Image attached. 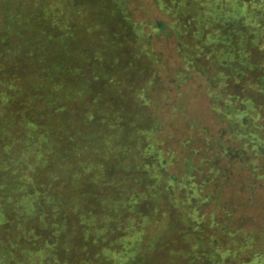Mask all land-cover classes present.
<instances>
[{"label":"trees","instance_id":"obj_1","mask_svg":"<svg viewBox=\"0 0 264 264\" xmlns=\"http://www.w3.org/2000/svg\"><path fill=\"white\" fill-rule=\"evenodd\" d=\"M59 1L33 3V13L6 14L1 21L37 19L40 30L46 4L53 8L46 19L56 28L71 17L57 19L55 12L70 16L84 10V4ZM155 2L169 16V22L156 27L177 38L185 64L179 78L181 82L193 75L203 78L211 106L223 122L219 132L208 136L203 148L194 145L192 136L167 133L163 112L169 89L162 84L160 58L145 22L132 18L128 0H111L106 10L109 22L113 18L118 26L122 22L127 40L121 47L133 56L116 58L120 33L110 23L114 32L110 44L94 38L100 35L98 30L76 39L57 35L66 51L81 45L82 53L108 56L87 61L81 74L71 75L63 65L53 68L54 62L63 60L58 56L41 60L47 50L46 29L30 26L32 38L41 40L24 41L21 31L13 41L18 53L34 52L29 60L19 59L17 72L0 50V243L25 242L28 236L31 244L52 247L59 264H155L163 234L159 230L174 213L173 219L190 236H198L191 241V252L159 251L156 259L168 258L164 264H180L182 253L183 261L193 264L201 258L199 252L210 264H233L239 250L252 247L255 232L241 240L238 230H227L226 223L206 215L203 205L219 201L221 187L231 178L230 167H238L239 177L247 173L241 178L244 183L247 177L263 184L264 0ZM68 28L63 27V33ZM66 61L78 64L74 58ZM96 67L114 75L112 81L118 85L128 81V87H114L106 96L96 85L101 82ZM32 77L43 81L42 87L29 88ZM232 80L235 85L248 84L254 92H235L229 85ZM69 94L83 103L76 110L61 100ZM98 94L101 99L87 118ZM133 94L136 104L130 102ZM202 150L210 158H199ZM210 229L213 234L203 238ZM260 251H247L254 264H264V248Z\"/></svg>","mask_w":264,"mask_h":264},{"label":"rangeland","instance_id":"obj_2","mask_svg":"<svg viewBox=\"0 0 264 264\" xmlns=\"http://www.w3.org/2000/svg\"><path fill=\"white\" fill-rule=\"evenodd\" d=\"M43 1L45 2V0H0V50L3 51L5 59H7L9 64L13 66L14 72H17L20 69L18 64L19 59L29 60L34 53L32 49H29L27 52L20 54L15 49L16 47L13 41L18 38V35L21 34L20 32L23 31V33H25L24 41L29 40L31 43L35 40H37V42L41 40L36 39L35 37L32 38L33 34L30 26L38 31L42 30L41 28L43 26L44 29H46L47 35L44 37V41L47 43V50L42 52L41 55L39 52L40 59L46 60L52 58V56L60 57L63 60L50 64L53 65V68L56 67V69L61 68L63 65L64 69L68 70L64 71L69 72L71 75L83 73V71L86 70L85 63L87 61L94 58L108 59V56H101L96 53V51H86L85 53H82L81 50L83 46L81 45L76 47V50L67 49L66 51L65 45L60 43L57 39V35L59 34L62 38L73 36L74 39H76L82 37V35H91V32L98 30L100 35L98 33L99 36L95 35L94 38L99 39L100 37L101 42L105 45L112 43V36L114 35V32L112 34L110 26H113L114 30L118 29L117 32L120 33V35H117L119 38L116 37L117 40L115 39L116 48L121 49L120 51L116 50L114 55L117 56V59H124L126 56L129 57L130 52L128 50H122V45L126 43L127 40L123 35L124 30L121 26L122 22L118 26L117 19L115 20L113 18L110 22L107 19V14L110 12L106 9H110V6H107L106 4L110 3L111 0H68L70 2H74L75 5L84 4V10L83 12H75V15L72 14L70 16L67 12H55L57 19L71 17V19H65L66 21L63 19L64 23L61 22L59 25H56V28L52 24L50 25L49 19L48 21L46 19V15L50 16L53 9L50 6L46 8V4L44 5L45 20L41 18L40 30L39 21H37V19L34 21L36 25L32 21L28 20L18 21L14 19V21H10L9 24L1 21V16L5 17L6 14L24 12V16L29 15L30 13H33L31 10L33 3L38 4ZM60 1L63 2V0ZM128 3V9H130L132 18L135 21L145 22V30L151 34L150 42L153 43L154 50L160 58V66L164 73V81L162 84H165L169 89L167 96V109L163 112L166 123H168L167 133L175 135L179 138H191L192 136L195 139L194 145L203 148L207 142V137L212 133H218L222 126L221 124L223 123L219 120L216 111L211 106V100L206 83L202 77L197 75H193L181 82L179 78V68L184 67L185 64L178 50L177 38L175 33L168 36L164 30L156 27V25L161 22H169V16H167V14L160 9L155 0H128ZM18 6L19 8L17 9ZM119 13L123 18V12L120 11ZM70 24L72 27L68 28L67 25ZM63 27L68 28L69 32L63 33ZM26 28H29L30 30H24ZM49 28L52 30L51 34L49 33ZM5 40H9L7 47L5 45ZM18 45L20 46V44ZM53 47L56 48L54 49ZM32 48L35 49L34 47ZM132 54L133 53H131L130 56H133ZM72 58L78 62L76 66L64 64V62L70 64L69 61L66 60H71ZM94 70L96 71L97 76L101 78V82H97L96 85H98L97 87H102L104 91L103 94H106V96L113 90L114 87L121 90L124 87H128L126 85L128 81L125 80H120L119 85L118 81L117 83H114L112 81L114 75L106 72V70L102 67H96ZM126 71L127 70L124 72ZM183 72H187V70L184 69ZM116 73L121 74V72ZM93 74L95 75V73ZM235 82V80H232L229 84L234 88L235 92L242 93L241 90H246V94H252L254 92L253 89L249 88L250 86L248 84L243 83L235 85ZM43 84V81H40L35 77H32L30 82L27 83L29 88L35 89L42 87ZM137 84L138 83H134V85ZM232 87H230V90L233 92ZM114 93L117 95L118 91H114ZM101 95L102 94H98L94 96L98 99L95 98V101L93 100V104L89 105V109L87 113H85L86 116L89 115L87 118L93 114L98 100L101 99ZM133 95L135 98L132 97L130 102L132 104H136L138 99L135 94ZM73 96L74 94H69L61 99L64 104H67L68 107L72 109V111L76 110L78 106L83 104L81 103L79 97ZM121 104L122 103H119V106H121ZM176 105H180L178 110L174 108ZM121 107H123V105ZM160 112H162V109H160ZM262 115L264 118V111H262ZM209 154L202 150L199 158L204 155H208V158H210L211 155ZM238 173V167H230L231 178L228 183H225L221 187L219 201L205 203L203 205V211L206 212V215L208 216L213 214L217 221L226 223L227 230H238V236L241 240H244L245 237L248 238V236L251 235V232H255V239L253 238L252 240L253 245L250 243L252 247L250 249H246L245 251L242 249L239 250L238 258L235 261L230 262L233 264L246 262L247 264L249 261L248 264H254L255 261H251V257L248 256L247 251L259 253L261 252L260 250L264 248L261 245V242L264 239V179H262L263 184H257L251 183V181H248V178L245 177L244 180L246 183H244L241 178L246 176L247 173L244 172L242 177H239ZM233 180L235 183H232ZM174 216L175 215L173 213L172 216L169 217L168 222L163 225L165 227L160 228L159 230L162 231L163 234L161 235L160 242L157 245V254L154 257L155 264H164V261L168 259L167 256H164L162 260H160L162 255L156 259V256L159 254V251H162V249L173 248L181 252H191L190 250L194 244L191 241L194 239V236H198V233L190 236L188 230L184 229L179 221L173 219ZM213 231L214 230L212 229L208 230L202 237L208 238L213 234ZM224 236L225 235L221 234L222 239H224ZM247 238L245 240H247ZM27 239L28 236L25 238V242L14 241L9 243L1 241L0 264H59L58 261L56 262L53 258V254L51 252L52 247L34 245ZM74 239H77V235ZM77 240H79V238ZM197 254H199L201 258L193 264H210V261L204 260L203 252H199ZM181 255H179L181 263L179 261L178 262L180 264H186ZM73 263L77 264V261Z\"/></svg>","mask_w":264,"mask_h":264}]
</instances>
